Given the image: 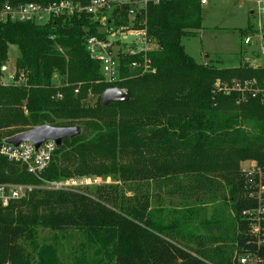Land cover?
I'll use <instances>...</instances> for the list:
<instances>
[{
	"label": "trees",
	"instance_id": "16d2710c",
	"mask_svg": "<svg viewBox=\"0 0 264 264\" xmlns=\"http://www.w3.org/2000/svg\"><path fill=\"white\" fill-rule=\"evenodd\" d=\"M53 1L60 0H0V12L6 5ZM71 1L86 5L90 0ZM131 9L129 2L117 3L105 25L84 12L52 17L45 24L0 20V132L6 139L39 125H83L82 134L63 139L56 148L42 173L44 180L99 171L122 180L183 174L199 192L220 183V177L231 186L226 203L232 211L234 245L226 252L190 244L183 221H159L150 212L148 197H120L116 188L101 187L95 196L33 189L8 206L0 203V264H61L55 245L35 242L38 228L75 232L95 253L93 264H264V216L257 221L243 214L255 209L257 201L246 196L240 171L246 159L256 160L264 170V67L199 63L186 51L182 39L203 28L201 0L149 1L135 8L133 17ZM131 23L145 29L155 47L134 55L124 52L120 79L108 83L86 41L90 36L105 39L109 28ZM13 44L19 55L12 75L24 79L4 84L1 67ZM144 56L148 72L131 68ZM252 79L260 91L245 102L237 91L226 95L216 88L218 80L230 84ZM109 87L124 89L129 100L103 106L101 96ZM90 94L95 101L86 105ZM178 150L184 152L180 163L174 161ZM42 182L20 162L0 154V183ZM201 223H218L221 229L226 222ZM254 223L258 233H253ZM232 248L239 255L233 256ZM245 256L250 260L242 263Z\"/></svg>",
	"mask_w": 264,
	"mask_h": 264
},
{
	"label": "rangeland",
	"instance_id": "374dc122",
	"mask_svg": "<svg viewBox=\"0 0 264 264\" xmlns=\"http://www.w3.org/2000/svg\"><path fill=\"white\" fill-rule=\"evenodd\" d=\"M118 2H129L130 0H117ZM132 8L141 9L144 5L140 0H132L129 2ZM264 0H206L203 4L202 24L203 28L195 37L183 38L182 43L186 51L192 55L196 61H207L206 55L210 59L221 60L223 64L217 62L218 66H238L241 63H249L253 66L264 67ZM111 8L103 10L102 17L107 18L111 12ZM245 33L241 29H247ZM105 28V26H104ZM138 34L128 32L125 41L131 44L136 40ZM123 37L116 36L113 39ZM249 37L250 42L245 43V38ZM153 48V46H151ZM19 55L17 45H11L9 49V58L4 66L1 67V81L4 84L13 83L12 79L14 62ZM211 61V60H210ZM216 62V61H215ZM95 96L90 94L85 104H93ZM77 126H82L78 124ZM0 132V138L3 136ZM5 142L4 136L1 138ZM1 143V142H0ZM1 146V145H0ZM184 152L177 151L180 163V155ZM256 162L254 159H246L243 163ZM95 177L97 182L84 187L73 188L68 190H56L65 192H81L89 195H96L97 189L105 187L106 190L116 188L119 196H125L131 199H143L148 197L150 202V212L159 221L162 219L174 218L179 219L183 223V230L188 234L185 241L198 245H204L216 250L228 251V247L234 245L232 241V211L229 207L227 198L230 196V189L225 180L218 177L220 183H211L207 188L197 192L189 184L187 175L179 174L157 179H125L122 180L114 173H104L99 171L96 173L73 174L60 179L70 177ZM45 190L42 184L35 185L34 190ZM50 190V189H47ZM54 191V190H53ZM246 189V196L248 197ZM125 199V198H124ZM2 205V204H1ZM3 206V205H2ZM27 212L26 208H22ZM221 219V229H217L218 223H209L206 227L203 221H213ZM181 225V224H180ZM212 229L207 231L208 229ZM227 227L228 236L225 235ZM198 236L199 239H196ZM35 242L38 245L53 244L55 245L57 255L61 260V264H93L95 253L89 251L82 243V237L75 232H53L46 228H38L35 236ZM202 242V243H200ZM29 253H34L31 245H25ZM234 248V247H233ZM231 249L233 256L237 255V251ZM239 255V254H238ZM89 263V264H90ZM114 264V263H110Z\"/></svg>",
	"mask_w": 264,
	"mask_h": 264
},
{
	"label": "built area",
	"instance_id": "2783aa9c",
	"mask_svg": "<svg viewBox=\"0 0 264 264\" xmlns=\"http://www.w3.org/2000/svg\"><path fill=\"white\" fill-rule=\"evenodd\" d=\"M132 0L129 2L131 3ZM154 3L160 0H140L144 5L147 2ZM205 3L206 0H201ZM117 0H90L86 5L75 3L71 0L53 1L47 4L27 3L17 7L6 5L0 12V20L7 18L19 21H32L37 24H45L49 22L52 17H61L63 15H70L74 13H88L91 14L93 19L98 20L99 23L105 25L107 20L102 17L103 10L106 8L114 7ZM264 9V8H263ZM112 10V9H111ZM136 9H131L130 15L134 16ZM108 19V18H107ZM126 28H109L108 34L105 39H100L97 36H90L86 41V47L90 56L100 62L101 72L104 79L108 83H114L120 79L121 75V58L124 52L132 55L140 52L152 50L154 46L148 39L146 30L142 28H133L132 23ZM135 32L138 34L135 41L128 44L125 39L127 33ZM122 36L119 39H113L116 36ZM250 38H245V43H249ZM264 53V51H263ZM143 62L133 61L130 66L141 73H146L150 69L148 67L147 59L144 56ZM12 79L16 83L23 81V76L18 79ZM216 88L223 94H230L232 91H237L241 94L243 102L248 100V97H255L260 89L256 86V81L252 80H235L230 84H223L221 81L216 82ZM124 90V89H122ZM125 91V90H124ZM75 92H78L76 89ZM61 97V95H59ZM57 148L55 141L46 140L40 147L36 148L35 145L28 141L22 142L18 146L10 143L3 142L0 146V154L6 156L9 160L20 162L23 164L28 172L43 180V187L50 190H68L73 188L84 187L97 182V178L91 177H70L67 179L58 180H44L41 176L44 170L49 166L54 152ZM241 174L245 180V186L248 191V197L257 201V207L252 210H245L243 214L248 216L249 219L259 221L264 216V170L257 162L243 163L240 168ZM35 186L28 184H11L0 183V203L3 206H8L12 201L23 199L33 191ZM253 223V222H252ZM253 233L259 232V225L254 223L252 225ZM249 257L245 256L241 259L242 263L249 262Z\"/></svg>",
	"mask_w": 264,
	"mask_h": 264
},
{
	"label": "water",
	"instance_id": "95a60500",
	"mask_svg": "<svg viewBox=\"0 0 264 264\" xmlns=\"http://www.w3.org/2000/svg\"><path fill=\"white\" fill-rule=\"evenodd\" d=\"M129 100L127 93L118 87H109L101 96V104L107 106L112 102H126ZM85 131L82 126L57 127L52 125H39L28 131L15 134L5 139L6 143L18 146L22 142H32L36 148L46 140L55 141L57 148L62 145L63 139L74 138Z\"/></svg>",
	"mask_w": 264,
	"mask_h": 264
},
{
	"label": "crops",
	"instance_id": "0c3cea01",
	"mask_svg": "<svg viewBox=\"0 0 264 264\" xmlns=\"http://www.w3.org/2000/svg\"><path fill=\"white\" fill-rule=\"evenodd\" d=\"M206 3V2H205ZM205 3H202V7H203V4H205ZM198 33H199V31H198ZM154 47L155 46H153V49H154ZM192 56V55H191ZM193 57V56H192ZM194 58V57H193ZM206 58H207V61H205V62H199V63H208L210 60L211 61H217V60H214V59H210V56L209 55H206ZM195 59V58H194ZM220 61V64H223V62L221 61V60H219ZM198 62V61H197ZM216 63V62H215ZM217 64H219V63H217ZM236 66V65H235Z\"/></svg>",
	"mask_w": 264,
	"mask_h": 264
}]
</instances>
